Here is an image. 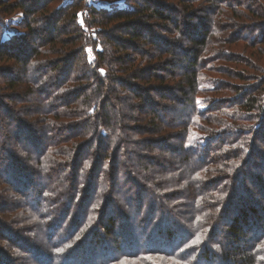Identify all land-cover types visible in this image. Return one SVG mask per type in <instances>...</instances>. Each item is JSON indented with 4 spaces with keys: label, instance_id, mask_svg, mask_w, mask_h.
<instances>
[{
    "label": "trees",
    "instance_id": "16d2710c",
    "mask_svg": "<svg viewBox=\"0 0 264 264\" xmlns=\"http://www.w3.org/2000/svg\"><path fill=\"white\" fill-rule=\"evenodd\" d=\"M58 2L0 0V264H264V0Z\"/></svg>",
    "mask_w": 264,
    "mask_h": 264
},
{
    "label": "rangeland",
    "instance_id": "374dc122",
    "mask_svg": "<svg viewBox=\"0 0 264 264\" xmlns=\"http://www.w3.org/2000/svg\"><path fill=\"white\" fill-rule=\"evenodd\" d=\"M61 0H59V2H60ZM63 1H66V0H63ZM67 1H71V0H67ZM85 2H86V4L88 5V6H92V5H96L97 7H106L107 6V4L105 3V2H103V1H105V0H84ZM106 1H109V0H106ZM121 4H123L124 3V0H118ZM58 2V3H59ZM57 4V3H56ZM23 18V16H22V14L18 11V12H15L13 15H11V17H9V18H7L6 19V22H7V24L8 25H16L17 23H20L21 22V19ZM45 29H47L46 27H44ZM6 30H9V29H6ZM9 33L7 32V34H4L3 35V38H7V36H9L8 35ZM11 35V34H10ZM241 47V46H240ZM239 47V48H240ZM89 58H90V56H89ZM12 73H17V69H16V66H10L9 65V67H7ZM232 84H234V83H232ZM230 88V87H229ZM229 88H227V87H224V89H228L229 90ZM222 95V96H221ZM229 93L228 92H222V93H220L219 94V96L220 97H223L224 99H225V101L227 100L226 98L227 97H230L231 95H229ZM26 100H27V96H26ZM33 108V107H32ZM11 134L12 135H14V137H16L17 136V134H16V129H12V131H11ZM170 159H171V161H174L175 159L173 158V157H170ZM4 199H0V202L1 201H3ZM118 200V199H117ZM5 201V200H4ZM261 201H263V200H261ZM264 202V201H263ZM1 209L3 210L4 208L2 207V205H1V203H0V211H1ZM1 215H2V213H1Z\"/></svg>",
    "mask_w": 264,
    "mask_h": 264
}]
</instances>
